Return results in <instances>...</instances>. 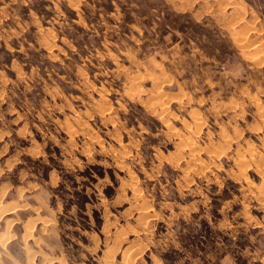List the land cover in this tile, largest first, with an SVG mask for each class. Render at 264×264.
Segmentation results:
<instances>
[{
  "label": "rangeland",
  "instance_id": "rangeland-1",
  "mask_svg": "<svg viewBox=\"0 0 264 264\" xmlns=\"http://www.w3.org/2000/svg\"><path fill=\"white\" fill-rule=\"evenodd\" d=\"M0 207V264H264V0H0Z\"/></svg>",
  "mask_w": 264,
  "mask_h": 264
},
{
  "label": "bare ground",
  "instance_id": "bare-ground-1",
  "mask_svg": "<svg viewBox=\"0 0 264 264\" xmlns=\"http://www.w3.org/2000/svg\"><path fill=\"white\" fill-rule=\"evenodd\" d=\"M256 47V46H255ZM254 57H256L255 55H254ZM253 57V58H254ZM260 58V57H259ZM256 60V59H255ZM155 97H157V96H155ZM155 97H153V98H155ZM162 105V104H161ZM162 108V107H161ZM166 111V110H165ZM165 111H164V113H165ZM170 130V129H169ZM193 149V148H192ZM1 208V207H0ZM3 208V207H2ZM131 254L132 253H129V254H123V256H122V259H123V261H124V263L125 264H130L131 262H132V258H131Z\"/></svg>",
  "mask_w": 264,
  "mask_h": 264
},
{
  "label": "trees",
  "instance_id": "trees-1",
  "mask_svg": "<svg viewBox=\"0 0 264 264\" xmlns=\"http://www.w3.org/2000/svg\"><path fill=\"white\" fill-rule=\"evenodd\" d=\"M87 201H88V199H86V198L84 197L83 202H82L81 204L79 203L80 209H81V208H84L85 203H86Z\"/></svg>",
  "mask_w": 264,
  "mask_h": 264
}]
</instances>
